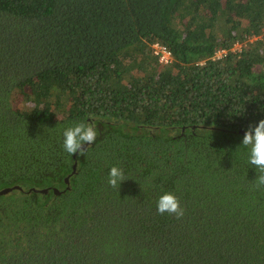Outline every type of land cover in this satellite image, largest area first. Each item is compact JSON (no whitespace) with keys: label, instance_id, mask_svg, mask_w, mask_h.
I'll use <instances>...</instances> for the list:
<instances>
[{"label":"trees","instance_id":"16d2710c","mask_svg":"<svg viewBox=\"0 0 264 264\" xmlns=\"http://www.w3.org/2000/svg\"><path fill=\"white\" fill-rule=\"evenodd\" d=\"M260 120L264 0H0V264H264Z\"/></svg>","mask_w":264,"mask_h":264},{"label":"clouds","instance_id":"9594fccd","mask_svg":"<svg viewBox=\"0 0 264 264\" xmlns=\"http://www.w3.org/2000/svg\"><path fill=\"white\" fill-rule=\"evenodd\" d=\"M63 150L70 155L84 156L86 147L95 143L97 132L94 123L77 122L63 132ZM242 146L248 149V163L254 166L258 172V179L253 183L257 189L264 188V120L257 124L249 125L243 139ZM125 181L122 169L113 166L109 171L108 184L112 188L120 187ZM157 212L174 215L177 219L183 218L185 210L182 208L178 197L165 192L157 200Z\"/></svg>","mask_w":264,"mask_h":264},{"label":"built area","instance_id":"2783aa9c","mask_svg":"<svg viewBox=\"0 0 264 264\" xmlns=\"http://www.w3.org/2000/svg\"><path fill=\"white\" fill-rule=\"evenodd\" d=\"M254 39L256 40L257 38H254ZM244 45H246V43H244V44L236 43L230 50H227L225 48H219L215 51V54L213 56V60L214 61L221 60L224 57H226L228 55V53H230V52L240 53L243 50ZM152 53H153V56L158 59V63L161 66H168L173 61L172 54L168 50V48L163 46V45H160L158 43L154 44L152 46Z\"/></svg>","mask_w":264,"mask_h":264},{"label":"water","instance_id":"95a60500","mask_svg":"<svg viewBox=\"0 0 264 264\" xmlns=\"http://www.w3.org/2000/svg\"><path fill=\"white\" fill-rule=\"evenodd\" d=\"M85 147H87V146H85ZM12 191V189H5V190H3V191H1L0 192V195H5V194H8V193H10ZM57 192V191H56ZM58 193V192H57Z\"/></svg>","mask_w":264,"mask_h":264}]
</instances>
